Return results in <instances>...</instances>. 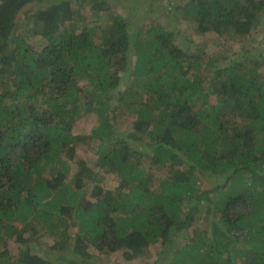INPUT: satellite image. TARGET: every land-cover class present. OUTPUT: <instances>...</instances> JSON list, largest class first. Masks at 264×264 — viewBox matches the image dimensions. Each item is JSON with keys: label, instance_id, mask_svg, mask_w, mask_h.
Segmentation results:
<instances>
[{"label": "trees", "instance_id": "16d2710c", "mask_svg": "<svg viewBox=\"0 0 264 264\" xmlns=\"http://www.w3.org/2000/svg\"><path fill=\"white\" fill-rule=\"evenodd\" d=\"M147 8L0 0V264H264V0H179L191 41ZM83 146L115 189L82 159L69 176Z\"/></svg>", "mask_w": 264, "mask_h": 264}, {"label": "rangeland", "instance_id": "374dc122", "mask_svg": "<svg viewBox=\"0 0 264 264\" xmlns=\"http://www.w3.org/2000/svg\"><path fill=\"white\" fill-rule=\"evenodd\" d=\"M120 2V1H119ZM148 8H147V13L151 12V14H147V16H144V20L139 22L140 26H145V24H147L148 22L152 21V19L156 20V18L158 16H155L152 12V10L156 9L157 12L159 13H168L166 14L167 16L165 17H159L161 18V20H159V22H162L163 24H168V25H172V26H176L177 28L184 30V29H189V27L191 26L187 21L185 20H181V16L177 11H174L172 8L174 6H176V4H178L179 0H157L156 2H151V0H148ZM151 3H153V6L150 5ZM84 7H87L86 4L81 3V7L80 9H82ZM121 7V6H119ZM118 9V8H117ZM108 17H106L107 19ZM90 19V17H89ZM189 31H193V28L191 26V28L189 29ZM33 29L31 26H29V30L26 33V38L28 39L29 42H31L33 36L32 35ZM183 32L185 33V37H187V39L189 41H191L192 37L190 36V32H187V30H184ZM260 37V35L255 34L252 36H249L248 39L251 41V44L247 41V39L243 42L244 44H250V45H244L247 48L246 49H253V47H258L259 45H261V43H256L255 41L252 40V38H257ZM215 39V36L211 34L210 35H206L205 36V40H203V48L209 50V51H213L216 52L218 51L220 53V55H223L224 57H228L231 56L232 53H234V48H238L236 47L237 45L233 42H230L231 40H229V42H219V46H216L214 44H212V41ZM216 40V39H215ZM31 46H34L33 44H31ZM233 48V49H232ZM234 50V51H233ZM229 53V54H228ZM123 83V81H122ZM121 83V84H122ZM124 87H126L125 82L120 86L121 89H124ZM118 116H126L127 120L121 122L120 120H114V124H117L118 128L121 129V132H125V135L130 133V122H131V118L132 116L127 115L125 113V111H119L117 112ZM96 116L94 114H89L87 116H85L84 118H82L81 120L77 121L74 125L73 128V132L74 134H89L91 133L92 129L96 126L97 120L95 118ZM125 120V119H124ZM134 137V136H133ZM133 145L136 148L141 149V147L143 148V146L141 145V143L138 144V142H136V139L134 137L133 139ZM141 145V146H140ZM155 151V149H154ZM153 153V152H152ZM84 160L86 161V164L88 167H90L92 170H94V172L97 173L98 177L101 178V181H99V185L100 187L106 189V190H113L115 189L118 184H119V179L118 177H116L115 174L110 173L108 171H105L104 167H99L98 166V159L96 157V154L94 153V150L92 149H87L85 146L80 147L77 149V153L74 157L73 160H71L70 162L68 161V164L70 166L69 170H68V174L69 176H73L77 171H78V166L76 164V161L78 160ZM143 163H145V167L149 168V165L147 164L146 160L143 161ZM151 169V168H150ZM149 169V170H150ZM154 169V170H153ZM163 168H153L151 169V173L155 176L156 179L163 177L165 174L164 169ZM72 179V178H69ZM158 180V181H159ZM95 183H90L87 187H84L80 192L81 194V199H85V200H94V198H92L93 196L91 195V191H92V187L94 186ZM207 184V183H206ZM209 187V185L207 184V188ZM202 188H206V186L203 184ZM37 231H40V227L37 226L36 227ZM181 236V235H180ZM183 236V235H182ZM181 236V237H182ZM42 242L46 243V239L42 238L41 239ZM39 241V240H38ZM150 255H148L147 259H135L133 261L130 262H125L122 264H144L145 261L149 260H153L157 257L155 251L153 249L150 250ZM117 255L116 254L114 256H112L111 259H113L114 257L116 258ZM110 259V260H111ZM109 263V262H108ZM101 264H107V262H105L104 260L102 261Z\"/></svg>", "mask_w": 264, "mask_h": 264}, {"label": "clouds", "instance_id": "9594fccd", "mask_svg": "<svg viewBox=\"0 0 264 264\" xmlns=\"http://www.w3.org/2000/svg\"><path fill=\"white\" fill-rule=\"evenodd\" d=\"M152 2V1H151ZM149 3V2H148Z\"/></svg>", "mask_w": 264, "mask_h": 264}]
</instances>
